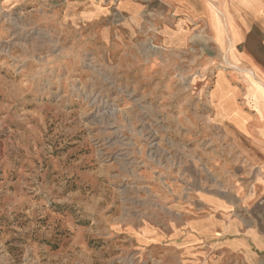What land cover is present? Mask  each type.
Returning a JSON list of instances; mask_svg holds the SVG:
<instances>
[{"label": "rangeland", "instance_id": "1", "mask_svg": "<svg viewBox=\"0 0 264 264\" xmlns=\"http://www.w3.org/2000/svg\"><path fill=\"white\" fill-rule=\"evenodd\" d=\"M78 1L0 0V264H201L171 229L214 76Z\"/></svg>", "mask_w": 264, "mask_h": 264}, {"label": "crops", "instance_id": "2", "mask_svg": "<svg viewBox=\"0 0 264 264\" xmlns=\"http://www.w3.org/2000/svg\"><path fill=\"white\" fill-rule=\"evenodd\" d=\"M77 8L113 36L168 50L183 74L214 76L195 118L208 134L201 157L211 178L176 196L183 217L172 237L193 262L264 264V0H79Z\"/></svg>", "mask_w": 264, "mask_h": 264}]
</instances>
